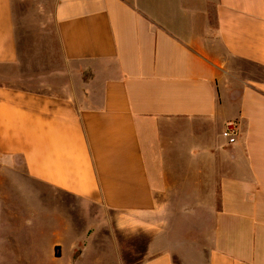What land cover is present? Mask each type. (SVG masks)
Here are the masks:
<instances>
[{
  "label": "crops",
  "instance_id": "crops-1",
  "mask_svg": "<svg viewBox=\"0 0 264 264\" xmlns=\"http://www.w3.org/2000/svg\"><path fill=\"white\" fill-rule=\"evenodd\" d=\"M53 22L77 84L0 85V258L80 264L95 238L30 244L31 210L5 193L24 179L103 212L120 245L166 218L135 264H264V0H56ZM19 62L0 0V77Z\"/></svg>",
  "mask_w": 264,
  "mask_h": 264
},
{
  "label": "rangeland",
  "instance_id": "rangeland-1",
  "mask_svg": "<svg viewBox=\"0 0 264 264\" xmlns=\"http://www.w3.org/2000/svg\"><path fill=\"white\" fill-rule=\"evenodd\" d=\"M55 2L56 0H13L20 62L14 71L12 70V74L0 77V85L36 93L55 94L70 89L71 84H77V79L70 80L67 74L68 67L62 59L53 22ZM14 161L21 169L20 159L15 158ZM11 181L5 187V193L10 196L9 202L25 204L31 210V214L25 216V219L29 217L32 219L33 230L26 234L30 244L32 242L38 247L42 243L43 235L47 241L51 239L55 241L57 231L62 243L66 245L69 240L74 239L73 227L76 226L79 228L78 233H82L84 228L87 237H95L93 241L83 242L80 249L76 251L74 257L82 253L83 247L90 245L80 264H123V258L125 264L137 263L142 259L146 245L149 246L152 241L154 234L152 232L156 228H162L163 222L167 220L163 217L153 218V228L148 232L141 231L140 222L134 221L133 228L138 231L133 232L132 240L124 241L120 245L119 242L113 243L110 240V236L116 231V225L113 223L109 226L108 218L103 212L95 211L94 216H90L88 207L71 197L65 198L63 203L47 197L39 199L33 191L35 187L33 184L24 179ZM42 190L44 191V188ZM1 217L0 215V225L2 224ZM37 223L49 227L48 229L54 232L43 231L42 234L36 228ZM191 235L193 234H188V236ZM28 240L22 243L27 245ZM12 257L0 258V264H24ZM67 259L68 250L58 263H52L47 259H42L43 262H39L41 259H34V263L68 264ZM176 264L183 263L176 258Z\"/></svg>",
  "mask_w": 264,
  "mask_h": 264
},
{
  "label": "built area",
  "instance_id": "built-area-1",
  "mask_svg": "<svg viewBox=\"0 0 264 264\" xmlns=\"http://www.w3.org/2000/svg\"><path fill=\"white\" fill-rule=\"evenodd\" d=\"M223 138L227 140L229 144H234L238 136V126L236 123L229 126L222 134Z\"/></svg>",
  "mask_w": 264,
  "mask_h": 264
}]
</instances>
